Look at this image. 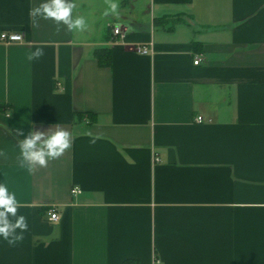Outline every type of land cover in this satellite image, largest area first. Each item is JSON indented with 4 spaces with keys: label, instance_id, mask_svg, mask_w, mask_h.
<instances>
[{
    "label": "crops",
    "instance_id": "obj_1",
    "mask_svg": "<svg viewBox=\"0 0 264 264\" xmlns=\"http://www.w3.org/2000/svg\"><path fill=\"white\" fill-rule=\"evenodd\" d=\"M43 2L0 0L24 37L0 43V183L29 224L0 264H264V0H74L83 33L33 20ZM56 127L73 147L20 167L16 129Z\"/></svg>",
    "mask_w": 264,
    "mask_h": 264
},
{
    "label": "clouds",
    "instance_id": "obj_2",
    "mask_svg": "<svg viewBox=\"0 0 264 264\" xmlns=\"http://www.w3.org/2000/svg\"><path fill=\"white\" fill-rule=\"evenodd\" d=\"M104 17L119 16V0H104ZM76 3L74 0H46L39 6L30 8L29 16L35 20L41 17L45 20L55 22L57 32L60 31L59 25L66 26L69 32L83 33L87 31L88 23L83 16H74ZM45 55L43 48H36L27 55L29 61L39 60ZM18 136L24 138L18 142L20 150L19 164L22 168L32 171L37 166L47 167L50 160L59 159L66 151L73 147L74 139L71 133L63 128H51L48 131L34 130L27 135L20 129H16ZM89 137V144L94 146L101 135L86 133ZM0 157L6 154L0 151ZM20 203L14 192L0 183V238L10 247H15L25 239V233L29 230L27 217L18 214Z\"/></svg>",
    "mask_w": 264,
    "mask_h": 264
},
{
    "label": "built area",
    "instance_id": "obj_3",
    "mask_svg": "<svg viewBox=\"0 0 264 264\" xmlns=\"http://www.w3.org/2000/svg\"><path fill=\"white\" fill-rule=\"evenodd\" d=\"M113 34L116 36L120 35L121 33H120L119 28H115L113 31ZM23 42H24V37L21 34L12 33V32H4V33L0 34V43H3V44H22ZM136 51L143 54V55H146L149 53V50L145 47L136 48ZM202 60H203V58L201 56L196 57L194 65L198 66L202 62ZM196 122L201 123L202 118H200V117L197 118ZM155 162H159V160L156 159ZM71 193H72V195H77V194H80L81 191L78 188H74ZM48 215H49V221L52 223H56L60 219L56 210L53 208H51L49 210ZM155 264H159V261L156 260Z\"/></svg>",
    "mask_w": 264,
    "mask_h": 264
},
{
    "label": "trees",
    "instance_id": "obj_4",
    "mask_svg": "<svg viewBox=\"0 0 264 264\" xmlns=\"http://www.w3.org/2000/svg\"><path fill=\"white\" fill-rule=\"evenodd\" d=\"M167 21H171V20H167V19H159L155 21V24L157 25H162ZM177 22L176 20H172ZM193 46V50H195V52L197 53H201L202 52V45L199 43L194 42L192 44ZM95 59L99 65V67L101 68H110L112 65V55L110 50L103 48V49H97L94 53ZM84 115L79 114V115H75L74 118H77L79 120L83 119ZM89 121L90 123L94 122V117L92 115H88Z\"/></svg>",
    "mask_w": 264,
    "mask_h": 264
}]
</instances>
